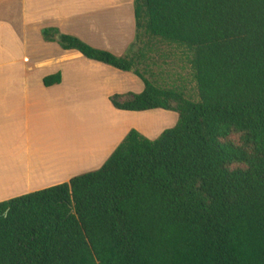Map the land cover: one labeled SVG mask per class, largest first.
<instances>
[{"label":"trees","instance_id":"trees-1","mask_svg":"<svg viewBox=\"0 0 264 264\" xmlns=\"http://www.w3.org/2000/svg\"><path fill=\"white\" fill-rule=\"evenodd\" d=\"M133 10L124 55L57 28L42 36L142 81L110 96L114 108L176 123L155 139L131 129L98 169L1 201L0 264H264V0ZM160 45L187 50L196 100L151 71Z\"/></svg>","mask_w":264,"mask_h":264},{"label":"crops","instance_id":"crops-1","mask_svg":"<svg viewBox=\"0 0 264 264\" xmlns=\"http://www.w3.org/2000/svg\"><path fill=\"white\" fill-rule=\"evenodd\" d=\"M49 27L124 55L135 35L133 0H0V202L99 165L110 151L103 138L80 152L79 112L109 110L110 96L143 90L132 72L44 40ZM100 129L109 146V123ZM92 155L99 161L82 165Z\"/></svg>","mask_w":264,"mask_h":264},{"label":"rangeland","instance_id":"rangeland-1","mask_svg":"<svg viewBox=\"0 0 264 264\" xmlns=\"http://www.w3.org/2000/svg\"><path fill=\"white\" fill-rule=\"evenodd\" d=\"M159 47V53L153 54V59L148 62L151 64V71L156 74V77L159 80L163 82L169 80L170 83L183 88L188 97L196 100L197 91L195 83L191 77V71L187 59V50L177 46L160 45ZM129 48L130 45L125 54L130 52ZM79 113V117H83L82 121L79 120V130L76 135L78 139L82 141V144L79 145L80 152H82L81 150L86 149L87 145L90 148L92 147L89 141L93 140V147H97L96 145L99 142L102 143L104 138L105 156L110 151L108 156L104 158L105 160L122 142L131 129H136L148 139H155L163 130L172 127L176 123L178 117L177 113L163 109L128 112L115 109L112 105L109 110L107 108H101L99 112L95 113ZM102 122H107L110 126L109 146L108 143H106L108 140L107 134L105 133L103 136V132L100 129ZM124 130L126 131L124 132ZM76 136H73V138ZM232 140L237 141V137H233ZM104 159L99 165L95 164L94 168L83 170L75 176L98 169L105 161ZM97 161L99 160L96 159V156L92 155L89 157L86 164L82 165L90 166L91 163H96Z\"/></svg>","mask_w":264,"mask_h":264}]
</instances>
